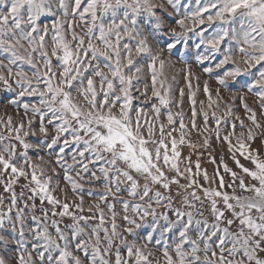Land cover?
Masks as SVG:
<instances>
[{
  "label": "snow or ice",
  "instance_id": "snow-or-ice-1",
  "mask_svg": "<svg viewBox=\"0 0 264 264\" xmlns=\"http://www.w3.org/2000/svg\"><path fill=\"white\" fill-rule=\"evenodd\" d=\"M0 264H264V0H0Z\"/></svg>",
  "mask_w": 264,
  "mask_h": 264
},
{
  "label": "rangeland",
  "instance_id": "rangeland-1",
  "mask_svg": "<svg viewBox=\"0 0 264 264\" xmlns=\"http://www.w3.org/2000/svg\"><path fill=\"white\" fill-rule=\"evenodd\" d=\"M225 160L229 164V166H232L231 160L227 159V157H225ZM209 170L211 171V166H209Z\"/></svg>",
  "mask_w": 264,
  "mask_h": 264
}]
</instances>
